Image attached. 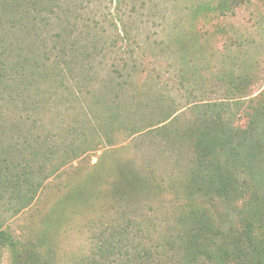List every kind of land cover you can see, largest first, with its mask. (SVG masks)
Here are the masks:
<instances>
[{
    "label": "rangeland",
    "instance_id": "rangeland-1",
    "mask_svg": "<svg viewBox=\"0 0 264 264\" xmlns=\"http://www.w3.org/2000/svg\"><path fill=\"white\" fill-rule=\"evenodd\" d=\"M124 210L187 233L170 264L264 263V0H0V264H80Z\"/></svg>",
    "mask_w": 264,
    "mask_h": 264
},
{
    "label": "trees",
    "instance_id": "trees-1",
    "mask_svg": "<svg viewBox=\"0 0 264 264\" xmlns=\"http://www.w3.org/2000/svg\"><path fill=\"white\" fill-rule=\"evenodd\" d=\"M17 19V18H16ZM19 23L21 21L17 19ZM14 23V21L10 20ZM9 22V23H10ZM251 121V119H250ZM243 127L241 129H245ZM12 166H10V169ZM15 168V167H14ZM17 168L12 172L4 171L3 174L16 173ZM30 172L21 173V176H27ZM30 186L31 183H28ZM124 212L120 211L112 222L107 223L92 235L91 251L80 264H170L172 257L166 258L170 251H176L179 246L187 241V233L183 235H160L152 242L144 241V230L140 220L125 218ZM1 227V223H0ZM257 226L247 225L248 242L253 243L252 234L257 230ZM214 230V229H212ZM214 232V231H212ZM5 234L0 230V239ZM8 236V235H6ZM11 248L18 245V241L12 236L7 237ZM18 252V251H17ZM226 253L220 247L210 251L207 248L200 253H193L190 256L189 264H231V261L225 257ZM260 264H264L260 262Z\"/></svg>",
    "mask_w": 264,
    "mask_h": 264
}]
</instances>
